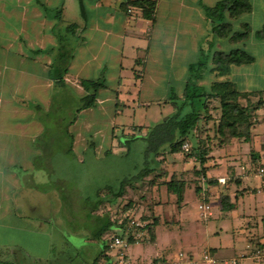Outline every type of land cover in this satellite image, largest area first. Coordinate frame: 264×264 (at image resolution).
<instances>
[{
    "label": "crops",
    "instance_id": "1",
    "mask_svg": "<svg viewBox=\"0 0 264 264\" xmlns=\"http://www.w3.org/2000/svg\"><path fill=\"white\" fill-rule=\"evenodd\" d=\"M130 1L82 0L81 6L79 0H0V234L15 230L48 239L28 215L41 205L43 210L56 206L50 202L51 196L34 197L36 174L40 171L34 162L42 151L37 140L43 135L44 126L33 106L38 104L45 112L52 102L61 100L56 98L61 92L49 77L55 55L52 49L57 47L59 34L66 38L72 53L64 77L66 89L81 97L86 93L82 81L102 80L105 84L98 91L96 106L82 110L69 126L73 150L79 146L86 150L87 142L81 143L85 141L84 135L96 140L95 148L106 149L107 145L109 150L130 135L125 134V125L115 122L119 108L124 115L131 108L147 107L148 111L156 106L160 120L173 115L176 107L168 100V94H173L171 88H178L173 94L178 101L183 99L189 66L211 51L207 72L197 80V85L209 93L213 83L232 82L242 93L238 103L251 110L250 138L223 141L216 131L221 116L219 101L209 100V112H203L205 118L188 138L191 147L206 151L203 162L195 150L186 151L187 156L169 153L184 156L179 161L172 157L152 179L150 189L158 191L147 221L154 223L138 239L129 242L125 262L165 264L175 261L181 251L198 260L209 251L226 262L222 264H230L228 261L242 255L237 264H260L249 254L253 247L264 248V221L259 225L251 217L256 209L252 210L250 195L261 190L256 192L248 186L238 191L241 178L248 173L238 174L235 158L223 167L224 174L216 171L226 160L221 152L226 148L235 152L241 142L259 145L260 157L250 151V163L257 165L255 169L262 165L260 161L264 162V130L256 129L259 126L253 119V112L264 107V91L258 87L264 73H251L256 68L264 72V39L259 38L260 42L256 38V32L264 26V0L261 5L249 0L251 10L237 16L223 12L222 23L231 27L228 35L214 31L217 21L205 10L220 0H152V20L146 19L139 7L127 6ZM128 8H132L130 13ZM245 26L249 28L247 37L234 39L233 34L244 32ZM225 43L229 44L228 50ZM233 50L245 52L253 61L232 65L227 75H218L213 55ZM166 105L169 109L165 112L162 107ZM130 130L141 135L149 131L141 124H132ZM208 161L213 164L207 168ZM185 162L191 166L186 167ZM255 169L251 175L262 179ZM171 179L183 184L180 201L166 187ZM192 197L197 199L195 221L187 213L180 215L178 206ZM212 199H218L219 213L214 214L210 206V214H202L199 205H210ZM114 230L119 231L115 227L111 231ZM136 246L140 249L130 250ZM50 247L41 255L36 253V247L10 237L0 238V260L20 264L28 258L31 264H56L57 259L50 260ZM110 258L111 264L117 260L115 253ZM195 264L202 263L198 260Z\"/></svg>",
    "mask_w": 264,
    "mask_h": 264
},
{
    "label": "rangeland",
    "instance_id": "2",
    "mask_svg": "<svg viewBox=\"0 0 264 264\" xmlns=\"http://www.w3.org/2000/svg\"><path fill=\"white\" fill-rule=\"evenodd\" d=\"M256 1L258 4H262V0ZM257 21L258 18L254 21V24ZM257 40L261 42L259 38H257ZM225 45L226 50H228L229 48L227 47L229 44L225 43ZM209 53L211 54V51ZM210 54H208V56ZM208 65L209 57L207 58L205 65L206 72ZM251 73L253 76H258L256 74L264 72H261L256 68L252 69ZM258 87L264 91V78L258 81ZM171 89L173 94H176L178 88L172 87ZM173 94H168V100L170 102L173 101ZM56 98L65 99L68 101V106L71 102L72 104L75 103L76 106H79L80 104L79 96H77L75 92L73 95L71 93L66 95L61 92L56 95ZM183 102L184 99L177 101L178 107L184 105L181 109L182 113L191 111L192 107L188 104H183ZM196 107H201L199 102ZM146 108L147 107L138 108V110L131 108L128 111H125L124 115L121 114L123 111L120 112V108L118 109V115L114 119L117 124H123L126 126L125 134L128 132L130 134L125 135L126 139L131 138L133 135L140 137V135H138L140 134L139 132L133 133L130 130L132 124H141V126L145 125L149 130L151 127L162 121L160 120L158 107L153 106L148 111H145ZM163 108V111L166 112L169 109V106L166 105V107L163 106L162 109ZM177 109L178 108L176 107L174 113L177 112ZM63 116L64 115H62V117ZM253 119L254 121H257V125L259 126L258 128L256 126V129L264 130V107L253 112ZM63 121L67 120L64 119ZM59 126L60 127L55 126L54 128L56 129L50 126V132L54 133L57 131V128L63 127L61 124ZM202 128L203 127L201 126L199 130ZM146 135V133L142 132L141 136ZM83 138L85 141H81V143H88L91 136L84 135ZM125 138L120 140L119 143L114 144V147L110 149L111 154L109 155H105V152L109 150L107 149V145H105L106 149H87L86 145V150H83L81 146H79L73 150L74 154H66L69 143L63 139L58 142L52 140V144L46 147V149H44L45 151L39 152V155L35 158V168L40 171L36 174L34 184L36 192L34 197L43 194H45V197L51 196L52 201L50 202L56 203V206H51L49 210H43L41 205L34 211L28 213L29 219L31 220V217L34 219L36 227H39L40 225L42 229L41 231L48 236V239L30 233H18V231L15 230L9 231V234H0V238L3 240L10 237L13 240L28 244L31 247H36V253L39 252L41 255L47 250L46 248L50 247L51 243L49 256L50 260L57 259L56 264H78L80 262H83L82 264H91L94 258L100 256L102 251V240L106 243L107 252H111L112 250L108 246L109 239L113 235H120L121 232L110 230L102 236V240L94 239L92 235L107 221L115 224L117 222L121 226V220L125 216L133 219H140V217H142L141 215L147 217L149 211L153 207V202L156 201L155 195L158 190L156 188L150 189V183L154 182L152 179L155 178L157 172L163 171L160 170L159 167L161 165L165 167L172 157L179 161L181 160L180 158H183L184 156L183 154L177 156L169 155L168 149L166 148L162 149L156 158L159 162L158 165L154 162L146 164V156H152L146 152L147 142L143 139H135L126 143L124 142ZM39 139H44V136L38 138L37 142L40 141ZM91 140L94 142L96 141L94 139ZM186 143L189 148H191L192 142L187 140ZM236 143L239 144L238 142ZM240 145L241 146H239L238 150L235 152H231L229 148H226L221 152V155H225L227 161H223L224 165H222L221 169L216 171V174H224L223 167L232 164V159L235 158L237 160L235 167L238 174L243 175L248 173L246 177L241 178L242 183L241 186L237 188L238 191H241L244 188L247 189L248 186L252 190L255 189L256 192L261 190V193L250 195L252 199V210L256 209V211L252 212L251 217L256 218L259 225H261L262 220L264 221V179H258L253 176L254 174L251 175L257 165L255 166V163L251 165L250 163L251 149L254 151L253 155L260 157V148L255 142L252 144L241 142ZM216 161L218 163L217 159ZM174 163H177V161ZM212 164V161H208L206 167L208 168L209 165L212 166ZM260 164L264 165V162L260 161ZM148 165L149 167L154 166L156 169L143 180L134 183L133 186H127L126 192L122 197H114L109 194L108 191L103 189L105 185H117L122 179L136 175L138 171L146 166L148 168ZM183 165L186 167L191 166V164L186 162ZM169 167L171 166L169 165ZM182 179L187 180L186 177H183ZM98 193L100 194L99 198L104 200L110 197L109 200H112L105 201L97 209H94L96 201L99 199ZM191 194L193 196V192ZM178 206L180 215L184 212L189 214L194 221L197 219L196 198H187L183 201V204L178 203ZM210 206L214 214L216 213L217 215L220 211L218 199H212ZM125 208H128L129 210L125 212ZM90 211H92L91 213L93 216H100V220L96 217L93 219V216H89L88 213ZM176 215L177 214H174V219H176ZM174 225L176 224L174 223ZM121 227H123V230L126 229L124 225ZM132 248H135L134 250L140 249V247L136 246L131 247L130 250ZM107 252L106 254L108 256L114 258V253L108 254ZM101 254L102 256L100 257L102 258H100L99 264H104V253ZM72 256L73 261L69 263L68 260ZM29 260L30 259L26 258L20 264H31V261ZM52 263L50 262V264Z\"/></svg>",
    "mask_w": 264,
    "mask_h": 264
},
{
    "label": "trees",
    "instance_id": "3",
    "mask_svg": "<svg viewBox=\"0 0 264 264\" xmlns=\"http://www.w3.org/2000/svg\"><path fill=\"white\" fill-rule=\"evenodd\" d=\"M82 6V0H79ZM128 5H134L139 7L142 10L143 16L146 19H153L154 13V1L152 0H132L128 2ZM206 13L209 17L217 21L216 26L214 27V31L221 33L223 35H228L231 33V27L228 24L222 23L223 12L229 11L231 15L237 16L244 12H249L251 10V5L249 0H220L213 8H206ZM71 26L67 28L69 30ZM244 32L233 34L234 39H244L249 34L248 26L244 27ZM256 37L260 39H264V26L263 28L256 32ZM55 51V55L53 57L52 65L49 71V77L54 83V87L58 89L60 92L71 93L66 89V84L64 81V77L68 72V65L70 59L72 57V53L70 49H68V44L66 42V38L64 39L60 34L58 35V44L57 47L53 48ZM208 55L201 56V59L195 63L191 64L188 69V82L185 86V91L183 95L184 102L183 104H188L192 107V110L187 113H182L181 109L184 105L178 107L177 105V97L173 96L172 104L177 107V112L171 116L165 117L161 122L157 123L153 127H151L146 136L137 137L133 135L131 138L126 139V143H129L135 139H143L147 142L146 152L151 154L146 156V164H151L154 162L156 165L159 162L156 160L159 153L162 149H168L169 153H183L185 156L189 150L196 151L198 155H200V162H203L204 156L206 155V151L200 150L197 148L191 147L187 152L182 149L183 144L188 140L189 137L192 136L193 131L197 128L198 124L202 119H204V113H208L209 109L207 103L209 100L214 99L218 100L221 108V116L219 118L216 131L223 137V141H230L231 138H244V140H249L250 138V128L253 125L251 110L247 107H242L238 103L240 97H242V93L237 91L234 84L230 81L224 82H216L213 83L211 87V91L207 93L201 86L197 85V80L201 79L206 73L205 65ZM253 61V58L248 56L245 52L241 50H233L228 54L216 52L213 55V63L216 65L215 71L218 75L223 76L227 75L230 71V67L232 65H240L243 63H249ZM82 87L86 91V93L79 97V106L76 104H72V102L68 106V101L65 99H61L58 103L55 101L52 102L49 111H43L42 107L38 104H35L33 107L38 116V119L42 122L44 126V133L41 137L44 136V139H39L38 143H40L42 147V151H45L46 147L52 144V140L58 142L59 140H65L69 144V147L66 150V154H74L73 152V134L69 131V126L74 123L77 119L79 113L87 108L95 107L97 104L98 91L105 87V84L102 80H84L81 82ZM193 90V91H192ZM72 95L74 93H71ZM200 103L201 107H196V105ZM59 103H61L59 105ZM62 115H64L62 117ZM66 119L67 121H63ZM63 127L57 128V131L54 133L50 132L51 127ZM56 129V128H54ZM54 142V141H53ZM95 148V143L90 139L87 143V149ZM111 154L110 150L105 152V155ZM191 155V152L189 153ZM156 168L154 166L148 165L140 171L137 172L136 175L130 176L128 178H124L117 185H105L103 189L109 192V194L114 197H122L126 192V187L134 183L143 180L147 177L151 172H153ZM168 191L172 192L176 195L177 200L180 201L182 199L183 192V184H179L175 180H169L165 183ZM100 194L98 193V198ZM63 198V197H62ZM107 199L99 198L96 201L94 209H97L102 203L105 201H111ZM225 199L222 196V201ZM224 209L227 208L226 205H223ZM125 212L129 209L125 208ZM90 211L88 213L89 216H93ZM141 222H147V226L151 227L154 223L152 220L148 222V216L145 217L141 215ZM100 220V216H93ZM142 218V219H141ZM130 219L128 216L122 218L121 226H125L126 228L129 225ZM90 221V220H89ZM95 221V220H93ZM117 222L112 223L110 221L105 222L92 236L94 239L102 240V236L110 231L113 228H118L119 232L123 234L126 230H123ZM152 230V229H151ZM129 242L132 240L131 237H128ZM102 251L104 253L103 261L104 264H111V258L106 254L107 246L102 240ZM100 253V256L102 254ZM75 256V255H74ZM94 258L91 264H99L100 257ZM73 261V256L68 260L69 263ZM80 262L78 264H82ZM0 264H15L8 261H1ZM76 264V263H75Z\"/></svg>",
    "mask_w": 264,
    "mask_h": 264
},
{
    "label": "built area",
    "instance_id": "4",
    "mask_svg": "<svg viewBox=\"0 0 264 264\" xmlns=\"http://www.w3.org/2000/svg\"><path fill=\"white\" fill-rule=\"evenodd\" d=\"M132 11V8H128V13ZM182 149L184 151L189 150V146L187 143H184L182 146ZM256 175L260 178L264 179V165H260L256 169ZM199 210L202 214H210V205L202 203L199 205ZM147 230V222H141L138 219H130L129 225L126 228V230L123 232V234L120 235H113L108 242V246L112 251H115L116 255V262L114 264H126L125 258H126V249L129 246V239L128 237H131L132 239H138L145 231ZM250 247V246H247ZM251 248V247H250ZM244 255L234 258L228 263L230 264H237L238 261L243 258ZM249 257H251L255 262L264 264V248L260 247H253ZM202 264H222L226 263L224 261H221L220 259L216 258L211 252L206 251L203 252L199 259ZM197 258H193L189 256L185 252H178L176 256V260L173 262H166L165 264H195L197 261Z\"/></svg>",
    "mask_w": 264,
    "mask_h": 264
}]
</instances>
